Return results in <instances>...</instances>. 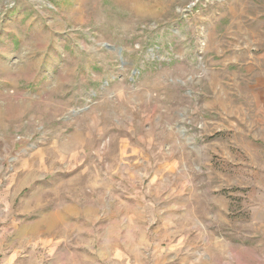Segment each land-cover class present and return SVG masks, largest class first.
<instances>
[{"label": "rangeland", "instance_id": "obj_1", "mask_svg": "<svg viewBox=\"0 0 264 264\" xmlns=\"http://www.w3.org/2000/svg\"><path fill=\"white\" fill-rule=\"evenodd\" d=\"M0 264H264V0H0Z\"/></svg>", "mask_w": 264, "mask_h": 264}]
</instances>
